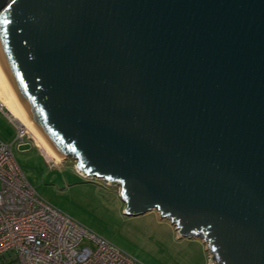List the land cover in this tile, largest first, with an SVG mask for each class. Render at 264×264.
<instances>
[{
	"label": "water",
	"instance_id": "1",
	"mask_svg": "<svg viewBox=\"0 0 264 264\" xmlns=\"http://www.w3.org/2000/svg\"><path fill=\"white\" fill-rule=\"evenodd\" d=\"M0 72L126 214L264 264V0H0Z\"/></svg>",
	"mask_w": 264,
	"mask_h": 264
},
{
	"label": "rangeland",
	"instance_id": "2",
	"mask_svg": "<svg viewBox=\"0 0 264 264\" xmlns=\"http://www.w3.org/2000/svg\"><path fill=\"white\" fill-rule=\"evenodd\" d=\"M7 111L5 106L0 109V140L12 142L16 128ZM26 131L27 140L23 144L15 141L13 155L37 195L50 205L133 256L137 264H212L200 238H179L175 225L156 209L126 214L116 184L106 185L98 177H83L70 157H60L58 166H50L36 146V139ZM88 242L84 238L81 245ZM1 261L19 264L11 253L1 257Z\"/></svg>",
	"mask_w": 264,
	"mask_h": 264
},
{
	"label": "built area",
	"instance_id": "3",
	"mask_svg": "<svg viewBox=\"0 0 264 264\" xmlns=\"http://www.w3.org/2000/svg\"><path fill=\"white\" fill-rule=\"evenodd\" d=\"M9 117L16 137L12 142L0 140V258L11 253L19 264H137L133 256L37 195L13 155L15 141L23 144L27 131ZM47 160L50 166L60 164L54 157ZM84 238L89 242L81 245Z\"/></svg>",
	"mask_w": 264,
	"mask_h": 264
},
{
	"label": "bare ground",
	"instance_id": "4",
	"mask_svg": "<svg viewBox=\"0 0 264 264\" xmlns=\"http://www.w3.org/2000/svg\"><path fill=\"white\" fill-rule=\"evenodd\" d=\"M0 102L8 109L12 118H14L25 130L27 129L36 139L38 146L43 153L48 157H54L59 161L60 156L57 155L49 145L33 130L27 121V118L22 113L14 99L12 98L7 86L5 85L0 72Z\"/></svg>",
	"mask_w": 264,
	"mask_h": 264
},
{
	"label": "trees",
	"instance_id": "5",
	"mask_svg": "<svg viewBox=\"0 0 264 264\" xmlns=\"http://www.w3.org/2000/svg\"><path fill=\"white\" fill-rule=\"evenodd\" d=\"M0 263H1V264H3V262H2V261H1Z\"/></svg>",
	"mask_w": 264,
	"mask_h": 264
}]
</instances>
